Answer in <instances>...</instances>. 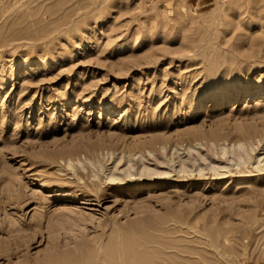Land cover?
Instances as JSON below:
<instances>
[{
    "label": "rangeland",
    "instance_id": "rangeland-1",
    "mask_svg": "<svg viewBox=\"0 0 264 264\" xmlns=\"http://www.w3.org/2000/svg\"><path fill=\"white\" fill-rule=\"evenodd\" d=\"M257 156L264 0H0V264H264Z\"/></svg>",
    "mask_w": 264,
    "mask_h": 264
},
{
    "label": "bare ground",
    "instance_id": "bare-ground-1",
    "mask_svg": "<svg viewBox=\"0 0 264 264\" xmlns=\"http://www.w3.org/2000/svg\"><path fill=\"white\" fill-rule=\"evenodd\" d=\"M248 147H246L245 146V143H243V144H237V146L236 145H233V147L232 148H227L226 146H223V156H225L226 154H231L232 156H234V157H237L240 161H242V162H244V163H248L251 159H252V157H251V152H253L254 150L253 149H251V151H249L248 149H247ZM192 150V149H191ZM256 159H257V162H256V164H257V167L259 168V171H263L264 169L262 168V167H264V157H256ZM69 163L71 164V162H70V160L68 161V165H69ZM238 165H239V163H238ZM70 166V165H69ZM144 169H147L146 167H144ZM147 173H149V174H155V172H153V171H150V170H148L147 169ZM121 241H123V239L121 240ZM117 243H119V241L117 242ZM122 246H118V248L119 247H123V242H122V244H121ZM123 251V250H122ZM118 254V253H117ZM121 254H123V252L121 253ZM118 256H119V254H118ZM125 258V257H124ZM119 259H120V261L123 259H121L120 257H119ZM124 261V260H123ZM132 261V260H131ZM130 261V262H131ZM125 262V261H124ZM123 262V264H125ZM132 264H134V262H131Z\"/></svg>",
    "mask_w": 264,
    "mask_h": 264
}]
</instances>
